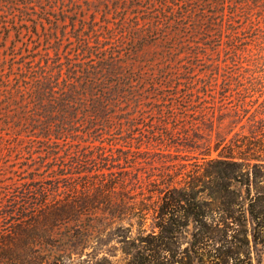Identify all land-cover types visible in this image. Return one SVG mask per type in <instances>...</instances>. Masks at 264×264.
I'll list each match as a JSON object with an SVG mask.
<instances>
[{"label": "trees", "instance_id": "obj_1", "mask_svg": "<svg viewBox=\"0 0 264 264\" xmlns=\"http://www.w3.org/2000/svg\"><path fill=\"white\" fill-rule=\"evenodd\" d=\"M219 76L264 77V0H0V167L54 173L0 179V264H167L245 205L264 243V97Z\"/></svg>", "mask_w": 264, "mask_h": 264}, {"label": "rangeland", "instance_id": "obj_2", "mask_svg": "<svg viewBox=\"0 0 264 264\" xmlns=\"http://www.w3.org/2000/svg\"><path fill=\"white\" fill-rule=\"evenodd\" d=\"M97 18L99 19V15H97ZM12 40L21 41L17 42V47L21 45V48H24L26 45L25 42H27L29 46L35 44L36 36H31L25 31L21 35L15 36L14 32L11 31L5 41V44H2L10 48L12 46ZM238 80L240 86H238L239 84L236 85L235 79H230L229 77H224L222 79V77L219 76V85L217 88L219 89L220 86L224 84L225 86L229 85L232 88H235L236 86L239 88L246 87L247 90L252 93L253 98L258 97V100L260 101L264 97V77L255 80ZM232 91H236V89ZM214 113L216 114L218 111L215 110ZM13 140L14 138L10 134V131L4 127H0V165L10 163L14 168H18L20 164L18 163L16 156H14L15 154L13 152H9V149H11L10 147L13 144ZM66 141L67 139L61 141V143ZM214 155L215 153L212 154V156ZM183 158L184 159L180 160L182 163L189 164L194 161V159H189L188 157ZM18 170H5L0 167V179H4V177H10L13 180H17L19 177H27L28 175L33 176L35 181L40 184L45 180L51 179L50 177H53L54 174L47 169L34 170L30 174H27V172L20 173V170ZM156 171L158 172V170ZM133 172L134 171L132 170L127 175H131ZM138 173L139 178H142L147 174L144 169ZM116 178L120 179L121 176L117 175ZM125 178L127 182H130L129 176H125ZM143 184L144 183H142L141 186ZM141 186L137 184H131L127 187L129 188L126 189L129 201L142 197V192L147 194V189L144 187L145 185H143L142 188ZM246 208V205L240 208L242 216H240L239 220L236 221L234 218L226 219L227 222H229L231 225H234V231L228 234L226 239H221L218 241L216 245L211 244L210 242H205L201 244V248H198V243L196 244L189 234L183 233L182 235H179L173 239L172 249L170 252L162 253L158 259L167 262V264H264V243H258L255 245L250 235H246L245 233L241 232L243 225L239 224L245 223V218L248 219L249 217ZM236 214L241 213L238 211ZM4 227L5 226L2 224L0 229H3ZM112 259L115 261V264H126V259H124V255L119 250L115 252V255Z\"/></svg>", "mask_w": 264, "mask_h": 264}]
</instances>
